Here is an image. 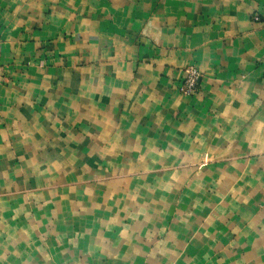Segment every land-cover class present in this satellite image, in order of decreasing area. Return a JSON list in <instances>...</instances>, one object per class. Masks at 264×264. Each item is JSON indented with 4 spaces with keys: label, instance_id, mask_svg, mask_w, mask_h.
I'll use <instances>...</instances> for the list:
<instances>
[{
    "label": "crops",
    "instance_id": "obj_1",
    "mask_svg": "<svg viewBox=\"0 0 264 264\" xmlns=\"http://www.w3.org/2000/svg\"><path fill=\"white\" fill-rule=\"evenodd\" d=\"M0 264H264V0H0Z\"/></svg>",
    "mask_w": 264,
    "mask_h": 264
},
{
    "label": "built area",
    "instance_id": "obj_2",
    "mask_svg": "<svg viewBox=\"0 0 264 264\" xmlns=\"http://www.w3.org/2000/svg\"><path fill=\"white\" fill-rule=\"evenodd\" d=\"M201 71L195 65H188L184 68V78L180 85V92L184 95L195 94L200 86Z\"/></svg>",
    "mask_w": 264,
    "mask_h": 264
},
{
    "label": "rangeland",
    "instance_id": "obj_3",
    "mask_svg": "<svg viewBox=\"0 0 264 264\" xmlns=\"http://www.w3.org/2000/svg\"><path fill=\"white\" fill-rule=\"evenodd\" d=\"M213 159H210V158H205V159H199L197 161V165L201 164V165H206L208 164L209 162H211Z\"/></svg>",
    "mask_w": 264,
    "mask_h": 264
}]
</instances>
